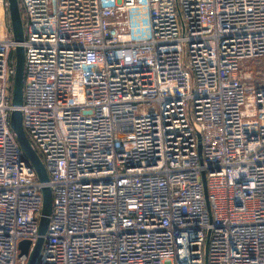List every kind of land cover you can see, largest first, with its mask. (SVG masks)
<instances>
[{
  "label": "built area",
  "instance_id": "built-area-1",
  "mask_svg": "<svg viewBox=\"0 0 264 264\" xmlns=\"http://www.w3.org/2000/svg\"><path fill=\"white\" fill-rule=\"evenodd\" d=\"M18 4L20 44L0 0V264H26L42 204L9 126L18 45L52 195L37 264H264V0Z\"/></svg>",
  "mask_w": 264,
  "mask_h": 264
},
{
  "label": "water",
  "instance_id": "water-1",
  "mask_svg": "<svg viewBox=\"0 0 264 264\" xmlns=\"http://www.w3.org/2000/svg\"><path fill=\"white\" fill-rule=\"evenodd\" d=\"M8 2V12L9 20L11 25L12 38L15 43L20 44L23 42L24 31L23 24L19 11L18 0H7ZM23 82H24V51L23 48L18 45L14 49V75L12 79V88H11V105L14 108L9 116V126L14 134L15 140L29 165L34 170L37 180L43 186L41 187V211L40 218L38 222V238L34 245L32 246L31 251L29 252L30 242L21 241L18 244L19 257H26V264H37L39 254L43 245V236L46 233L49 216L51 214L52 208V195L50 189L46 186L48 182L47 171L42 164L37 153L31 148L30 143L25 135L22 117L18 108L22 104L23 98ZM198 146L197 151L199 156L201 155V146H200V136H197ZM201 183L203 189V195L207 207H209L207 194H206V178L205 174L201 173Z\"/></svg>",
  "mask_w": 264,
  "mask_h": 264
},
{
  "label": "trees",
  "instance_id": "trees-1",
  "mask_svg": "<svg viewBox=\"0 0 264 264\" xmlns=\"http://www.w3.org/2000/svg\"><path fill=\"white\" fill-rule=\"evenodd\" d=\"M19 11H20V16H21V19H22V12H21V9L19 7ZM12 60L14 62V55L12 56ZM259 68H260V65L257 64V67L255 68V73H258L259 71Z\"/></svg>",
  "mask_w": 264,
  "mask_h": 264
},
{
  "label": "rangeland",
  "instance_id": "rangeland-1",
  "mask_svg": "<svg viewBox=\"0 0 264 264\" xmlns=\"http://www.w3.org/2000/svg\"><path fill=\"white\" fill-rule=\"evenodd\" d=\"M6 35L3 32H0V39H5Z\"/></svg>",
  "mask_w": 264,
  "mask_h": 264
}]
</instances>
